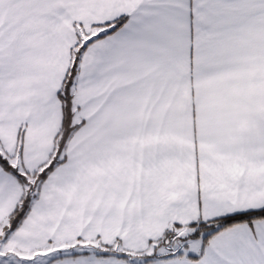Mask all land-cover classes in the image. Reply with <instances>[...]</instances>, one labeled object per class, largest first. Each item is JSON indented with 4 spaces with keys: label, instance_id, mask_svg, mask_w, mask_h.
<instances>
[{
    "label": "snow or ice",
    "instance_id": "obj_1",
    "mask_svg": "<svg viewBox=\"0 0 264 264\" xmlns=\"http://www.w3.org/2000/svg\"><path fill=\"white\" fill-rule=\"evenodd\" d=\"M0 264H264V0H0Z\"/></svg>",
    "mask_w": 264,
    "mask_h": 264
}]
</instances>
